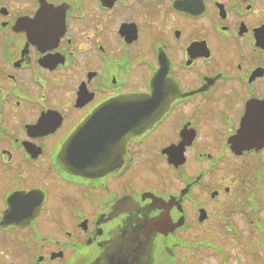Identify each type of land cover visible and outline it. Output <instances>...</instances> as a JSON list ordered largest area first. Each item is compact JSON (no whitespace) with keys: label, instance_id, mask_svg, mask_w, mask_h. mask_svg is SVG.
Returning a JSON list of instances; mask_svg holds the SVG:
<instances>
[{"label":"flooded vegetation","instance_id":"obj_1","mask_svg":"<svg viewBox=\"0 0 264 264\" xmlns=\"http://www.w3.org/2000/svg\"><path fill=\"white\" fill-rule=\"evenodd\" d=\"M153 87L168 108L116 169L59 167L93 111ZM239 137L260 148L236 155ZM258 171L264 0H0V264H156ZM165 211L167 236L149 227Z\"/></svg>","mask_w":264,"mask_h":264},{"label":"water","instance_id":"obj_2","mask_svg":"<svg viewBox=\"0 0 264 264\" xmlns=\"http://www.w3.org/2000/svg\"><path fill=\"white\" fill-rule=\"evenodd\" d=\"M160 115L155 95L115 99L78 127L68 139L63 157L72 168L76 163L75 158L80 155L83 163L93 169L98 163V156L108 153V148H121L129 136L149 129ZM164 223V218L160 217L156 224L152 222L149 227L166 233L169 226Z\"/></svg>","mask_w":264,"mask_h":264},{"label":"rangeland","instance_id":"obj_3","mask_svg":"<svg viewBox=\"0 0 264 264\" xmlns=\"http://www.w3.org/2000/svg\"><path fill=\"white\" fill-rule=\"evenodd\" d=\"M263 199L255 201L256 212L250 209V205L236 210L230 218L232 223L227 226H217L210 232L195 230L194 233H200L205 238L194 237L191 231L193 235L189 242H185L182 248L177 249L179 261L177 260L175 264H219L223 250L228 264H264V235L260 236L252 224L258 217H264ZM235 231L239 235L238 238L233 235ZM205 243H212L216 252L205 247ZM249 245L254 246V255L250 254ZM160 264H163L162 260Z\"/></svg>","mask_w":264,"mask_h":264},{"label":"trees","instance_id":"obj_4","mask_svg":"<svg viewBox=\"0 0 264 264\" xmlns=\"http://www.w3.org/2000/svg\"><path fill=\"white\" fill-rule=\"evenodd\" d=\"M222 264H226L225 262H223Z\"/></svg>","mask_w":264,"mask_h":264}]
</instances>
